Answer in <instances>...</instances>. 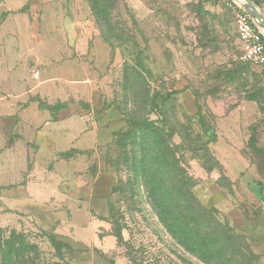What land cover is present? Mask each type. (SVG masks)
I'll return each mask as SVG.
<instances>
[{"label":"rangeland","instance_id":"374dc122","mask_svg":"<svg viewBox=\"0 0 264 264\" xmlns=\"http://www.w3.org/2000/svg\"><path fill=\"white\" fill-rule=\"evenodd\" d=\"M234 6L0 0V264H208L149 175L229 235L210 264H264V65L242 60ZM72 130L91 149L57 151Z\"/></svg>","mask_w":264,"mask_h":264},{"label":"trees","instance_id":"16d2710c","mask_svg":"<svg viewBox=\"0 0 264 264\" xmlns=\"http://www.w3.org/2000/svg\"><path fill=\"white\" fill-rule=\"evenodd\" d=\"M149 169L147 170L148 173ZM159 169V174H162L163 167ZM167 170L165 168V172ZM150 173L158 174V171L153 170ZM181 187L183 188L181 182L171 183L166 179L153 181L150 175L146 183L152 206L156 209L164 227L172 235L175 234V228L182 227L186 238L181 241L184 248L210 264L212 260H216L218 254L220 255V245L225 246L228 243L227 239L230 240V237L197 203L190 189L189 192L187 191L185 198L181 195L177 198L165 197L164 193L166 191L175 190L178 192ZM156 191L162 193L158 198L155 196Z\"/></svg>","mask_w":264,"mask_h":264},{"label":"built area","instance_id":"2783aa9c","mask_svg":"<svg viewBox=\"0 0 264 264\" xmlns=\"http://www.w3.org/2000/svg\"><path fill=\"white\" fill-rule=\"evenodd\" d=\"M251 1L256 5L264 4V0ZM234 4L235 25L242 50V60L249 64L264 65V37L242 7L236 2Z\"/></svg>","mask_w":264,"mask_h":264},{"label":"crops","instance_id":"0c3cea01","mask_svg":"<svg viewBox=\"0 0 264 264\" xmlns=\"http://www.w3.org/2000/svg\"><path fill=\"white\" fill-rule=\"evenodd\" d=\"M10 20V21H9ZM11 24H13V22L11 23V19H8V21H6L4 23V25H2L0 27V47L1 49H3V47H7L8 45V39L11 38L10 36H12L13 32V26H11ZM70 138L68 139H64L65 144L66 143H70L69 147L67 148H60L57 151H64V150H88L91 149V147L93 146L94 142H95V135L94 133H86L85 135L81 134L80 132L78 133L75 132L74 130L70 131L69 133ZM63 142V144H64ZM59 145V144H58ZM56 146V144H55ZM72 148V149H71ZM67 152V151H65Z\"/></svg>","mask_w":264,"mask_h":264},{"label":"water","instance_id":"95a60500","mask_svg":"<svg viewBox=\"0 0 264 264\" xmlns=\"http://www.w3.org/2000/svg\"><path fill=\"white\" fill-rule=\"evenodd\" d=\"M249 15L253 24L262 33L264 37V17L262 16L259 6L251 0H234Z\"/></svg>","mask_w":264,"mask_h":264}]
</instances>
